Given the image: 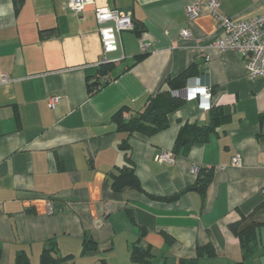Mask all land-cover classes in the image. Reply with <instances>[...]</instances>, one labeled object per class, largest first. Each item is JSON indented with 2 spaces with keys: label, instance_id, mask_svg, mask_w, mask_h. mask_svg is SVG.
<instances>
[{
  "label": "crops",
  "instance_id": "0c3cea01",
  "mask_svg": "<svg viewBox=\"0 0 264 264\" xmlns=\"http://www.w3.org/2000/svg\"><path fill=\"white\" fill-rule=\"evenodd\" d=\"M193 1L94 0L77 15L67 0H0V264H40L50 243L58 264H133L139 240L152 264L195 260L210 245L217 257L199 264L242 262L231 225L264 204V78L249 79L239 55L212 47L222 33L208 6L187 18ZM217 1L235 20L264 14V0ZM98 9L131 14L140 34L122 32L119 50L104 56ZM184 28L192 40L180 37ZM189 68L184 104L166 130L118 131L119 111L133 117ZM197 80L212 91L209 111L187 97ZM95 81L101 88L90 94ZM215 110L226 121L184 153L181 130L209 125ZM163 152L174 162L158 163ZM127 156L141 188L115 191ZM195 166L211 172L204 193ZM251 220L264 223V210ZM255 232L260 251L246 264H264V224Z\"/></svg>",
  "mask_w": 264,
  "mask_h": 264
},
{
  "label": "trees",
  "instance_id": "16d2710c",
  "mask_svg": "<svg viewBox=\"0 0 264 264\" xmlns=\"http://www.w3.org/2000/svg\"><path fill=\"white\" fill-rule=\"evenodd\" d=\"M135 32L140 34L138 27H135ZM103 68H106V66L103 65ZM194 70V68H189L177 78L167 79L169 91H161L156 96L149 98L143 110L136 113L133 117L124 119L122 116L123 111H119L114 116L118 131L127 133L128 136H132L135 133L152 136L166 130L169 127L168 116L184 104L183 98H181V90L185 87L187 80L194 77ZM101 72L103 73L102 70ZM100 88L101 85L99 81H95L88 85V91L90 94L95 93ZM182 94L185 93L183 92ZM226 119L227 116L225 117L221 112L215 110V112L213 111V117L209 125H186L178 136L177 145L183 148L184 153H187L193 145L207 142L216 127L225 122ZM120 147L125 152L129 151L130 144L128 143V140L122 143ZM126 159L131 167H125L122 169L119 176L113 178L112 188L115 191H122L127 187L140 190L141 186L135 175L133 162L130 156H127ZM198 175L200 177V180L198 181L200 190L201 193H204L212 175L211 172L204 170H200ZM261 210H264V204L256 208L250 215L242 216L240 221L231 225L232 231L240 239L243 251V260L241 263L237 264H246L260 251L255 231L264 223H255L251 219ZM56 250L55 243H50L47 249L43 252L40 264H58L60 260L52 256V253L56 252ZM204 257L208 259H215L217 257V253L211 245L199 247L197 249V258L195 260H181L178 264H199V260ZM131 258L133 264H152L154 256L150 248H143L140 246L139 240L133 245ZM18 264H28V262L20 258Z\"/></svg>",
  "mask_w": 264,
  "mask_h": 264
},
{
  "label": "built area",
  "instance_id": "2783aa9c",
  "mask_svg": "<svg viewBox=\"0 0 264 264\" xmlns=\"http://www.w3.org/2000/svg\"><path fill=\"white\" fill-rule=\"evenodd\" d=\"M67 3L70 10L80 15L88 6L94 4V0H67ZM203 6L210 8L217 29L222 33V36L212 44V47L222 54L233 52L239 55L246 65L249 79L264 78V14L239 21L221 13L220 4L217 0H194L186 8L187 18L190 21H195L199 17ZM96 20L99 25L104 56L117 52L120 47V34L134 31L136 27L131 14L116 10L98 9L96 10ZM180 37L192 40L193 33L190 28H184L180 31ZM140 47L142 53L147 52L146 44L141 43ZM105 61L106 59L103 60V62ZM10 80L9 76L3 75V83ZM196 82V86L188 93L187 97L189 100L198 101L202 110L209 111L212 108V91L210 88L202 87L199 80ZM58 102L59 98L53 97L49 100V106L54 108ZM156 161L161 164L173 163V153L163 152L156 157ZM232 165L234 167L241 166V159L238 155L233 158ZM199 171L200 169L197 166L191 170L195 175H198ZM48 206L49 212H52L51 205Z\"/></svg>",
  "mask_w": 264,
  "mask_h": 264
}]
</instances>
